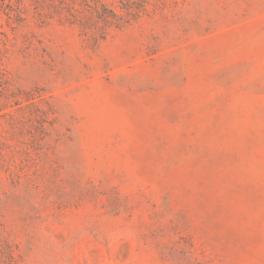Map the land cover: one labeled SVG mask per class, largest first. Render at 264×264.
Listing matches in <instances>:
<instances>
[{
  "label": "rangeland",
  "instance_id": "1",
  "mask_svg": "<svg viewBox=\"0 0 264 264\" xmlns=\"http://www.w3.org/2000/svg\"><path fill=\"white\" fill-rule=\"evenodd\" d=\"M0 264H264V0H0Z\"/></svg>",
  "mask_w": 264,
  "mask_h": 264
}]
</instances>
